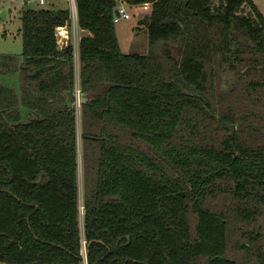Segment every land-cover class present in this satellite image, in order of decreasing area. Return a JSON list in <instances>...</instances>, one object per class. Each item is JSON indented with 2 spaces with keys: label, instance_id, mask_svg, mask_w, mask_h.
<instances>
[{
  "label": "trees",
  "instance_id": "16d2710c",
  "mask_svg": "<svg viewBox=\"0 0 264 264\" xmlns=\"http://www.w3.org/2000/svg\"><path fill=\"white\" fill-rule=\"evenodd\" d=\"M118 1L76 0L78 77L71 8H22V60H1L21 82H0V264H264L263 12L128 0L151 8L147 51H126Z\"/></svg>",
  "mask_w": 264,
  "mask_h": 264
},
{
  "label": "rangeland",
  "instance_id": "374dc122",
  "mask_svg": "<svg viewBox=\"0 0 264 264\" xmlns=\"http://www.w3.org/2000/svg\"><path fill=\"white\" fill-rule=\"evenodd\" d=\"M259 9L264 14V0H254ZM49 3L54 7H69L71 8L73 0H46L45 4ZM40 5V0H0V82L14 87L19 91L21 82V70H6L1 64L2 56L15 54L22 60L23 38L20 30L22 20L20 13L24 5ZM151 6V5H150ZM131 6L133 13L129 19H121L116 24V30L120 39L122 48L126 51H140L145 52L148 49V36L145 30V24L140 20L151 7ZM73 18V17H72ZM71 30V41L74 45H78L81 35L84 30L79 27L78 22L73 19L69 25ZM76 53V75L79 76V68ZM77 111L78 127L81 123V103H75ZM24 110L26 107H24ZM22 108V115H23ZM24 116L28 117L25 111ZM80 133V129H79ZM80 179H81V197H82V167L80 165ZM84 210L82 211L83 214ZM87 264V262H85Z\"/></svg>",
  "mask_w": 264,
  "mask_h": 264
},
{
  "label": "built area",
  "instance_id": "2783aa9c",
  "mask_svg": "<svg viewBox=\"0 0 264 264\" xmlns=\"http://www.w3.org/2000/svg\"><path fill=\"white\" fill-rule=\"evenodd\" d=\"M41 3L46 2V0H40ZM151 5L150 1H145L143 3H130L128 0H119L118 4L116 6L115 10V15H114V21L117 22L121 19H129L132 17L133 13L131 11V6H142V7H149ZM71 11H72V17L75 22H78V12H77V6L76 3L73 0V4L71 6ZM58 40L60 45H64L68 43L71 39V30L68 26H59L58 27ZM75 46V52L77 53L78 56V45ZM78 61V58H77ZM80 88L79 84L77 82V88H76V93H77V100L79 101L80 98ZM80 102V101H79ZM83 249H84V254L86 252V239L83 237Z\"/></svg>",
  "mask_w": 264,
  "mask_h": 264
},
{
  "label": "water",
  "instance_id": "95a60500",
  "mask_svg": "<svg viewBox=\"0 0 264 264\" xmlns=\"http://www.w3.org/2000/svg\"><path fill=\"white\" fill-rule=\"evenodd\" d=\"M74 2L76 3V0H74ZM76 6H77V4H76ZM75 93H76V91H75ZM79 98H80V103H82V102H85L86 100H87V95H85L84 94V92H80V96H79ZM78 100H77V93H76V97H75V100L73 101V104L75 105V103L77 102ZM84 256L85 257H87L88 256V249H87V246H86V252H85V254H84Z\"/></svg>",
  "mask_w": 264,
  "mask_h": 264
},
{
  "label": "crops",
  "instance_id": "0c3cea01",
  "mask_svg": "<svg viewBox=\"0 0 264 264\" xmlns=\"http://www.w3.org/2000/svg\"><path fill=\"white\" fill-rule=\"evenodd\" d=\"M120 40V39H119ZM121 43V42H120ZM122 46V45H121Z\"/></svg>",
  "mask_w": 264,
  "mask_h": 264
}]
</instances>
